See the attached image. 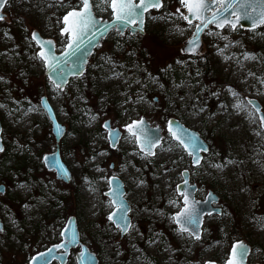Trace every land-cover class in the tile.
Returning <instances> with one entry per match:
<instances>
[{
  "label": "rangeland",
  "instance_id": "rangeland-1",
  "mask_svg": "<svg viewBox=\"0 0 264 264\" xmlns=\"http://www.w3.org/2000/svg\"><path fill=\"white\" fill-rule=\"evenodd\" d=\"M48 2L9 0L3 9L6 17L0 21V105L5 106L0 107L5 148L0 153V184L5 186V192L0 194L4 229L0 232V264H28L35 253L61 240V231L70 216L76 218L80 240L97 255L98 264H204L209 260L223 264L233 243L239 240L251 247L248 263L264 264V133L255 134L258 117L257 124H251L246 112L237 114L232 107L239 99L253 111L247 99L254 98L264 113V86L249 75L252 72L264 79V25L236 31L210 26L202 36L199 54H187L183 47L194 27L176 17L152 18L179 7L178 0H166L163 10L152 9L146 14L143 34L131 35L125 30L121 37L111 30L90 56L85 78H71L64 92L59 93L45 76L42 62L33 59L38 52L31 40L34 30L53 37L59 49L64 47L56 23L64 9L48 8ZM63 2L76 6L80 0ZM92 2L98 5L93 9L98 16L111 18L102 0ZM209 30L229 37L233 46L224 55L217 53L216 46L223 48L228 41L207 35ZM245 52L255 54L257 60H244ZM107 56L117 64L115 71L123 73L120 79L104 78L106 73L112 74L101 59ZM149 73L158 83L149 80ZM137 80L141 83H135ZM229 87L238 97L227 91ZM121 93L131 97L128 104H124ZM43 95L65 128L58 150L73 177L68 183L57 179L55 171L47 170L42 162L45 154L56 149L50 120L40 107ZM194 103L205 111L193 116ZM221 104L227 109H221ZM31 106L39 110L29 112ZM91 116L97 119L91 121ZM140 117L163 128L164 151L156 149L158 157L153 158V163L142 159V154L131 155L137 149L124 139V124ZM171 118L197 131L208 143L203 167L194 168L191 157L170 136L166 127ZM106 120L122 131L115 149L110 147L103 128ZM169 146L173 148L171 152L167 151ZM100 152L107 154L88 163ZM229 159L243 163L228 165L222 172L209 166ZM95 163L106 169L107 176H117L124 183L135 231L121 235L108 221L113 208L107 206L109 198L101 194L109 190V185L99 181L103 174L94 170ZM162 164L170 171L165 172ZM185 169L190 172V181L198 186L196 198L203 200L208 191H213L219 198L216 205L229 213L206 216L202 226L206 231L195 243L181 240L173 230L176 225L166 218L183 206L175 190ZM84 177L97 181L101 194L90 193ZM139 179L145 181V186L136 187ZM21 184L28 187L21 188ZM173 197L178 200L175 206L168 202ZM93 204H97L95 210ZM157 210L165 215H159ZM152 238L156 244L149 243ZM78 251L79 247L72 249L66 264H76L74 255Z\"/></svg>",
  "mask_w": 264,
  "mask_h": 264
},
{
  "label": "snow or ice",
  "instance_id": "snow-or-ice-1",
  "mask_svg": "<svg viewBox=\"0 0 264 264\" xmlns=\"http://www.w3.org/2000/svg\"><path fill=\"white\" fill-rule=\"evenodd\" d=\"M104 5V10H110V15L112 17L111 21H106L103 19H97L94 15L95 5L92 0H80L79 4L76 6L66 5L63 0H49L47 3L48 8H55L57 11L64 9L63 14L57 18V25L59 26V35L62 38L61 43L64 46V50L61 52L60 56L55 54V45L52 40H42L37 32H31V40L35 41L39 47V51L36 52L33 59H37L42 62L49 81L54 85L55 90L59 93H63L65 86L69 84L68 77L72 76L76 79L85 78V65H87V57L90 56L91 50L86 48V42L88 45H91L93 48L99 46L100 40L103 39L107 34L115 29L117 34L121 37L125 35V30L127 29L131 35L143 34L145 31V19L144 14L148 13L151 9H155L158 12L163 10L166 7V0H102ZM179 7L175 9V12H164L160 17H152L153 19H165L176 17L187 22L190 27H194L193 37L194 39L188 40V47L183 49L184 51L199 54L194 52V49H199L200 47V34L204 32L205 29H209L210 26H215L216 29L224 30L230 28L232 31H236L238 25L242 20H249L251 22L252 28H256L259 24H264V0H178ZM9 5V0H0V9H4ZM185 9L186 11H182ZM43 10V9H41ZM5 19L4 15L0 14V21ZM196 21L194 24L193 22ZM27 32L28 29L26 28ZM7 36L8 34L5 33ZM207 35L213 36L224 41L225 43L223 48L217 47V53L219 55H224V52L229 47L233 46L232 42L229 41L228 36L221 35V32H213L209 30ZM27 39V37H26ZM238 43V42H237ZM77 53H81L78 57ZM132 55V53H129ZM75 57L78 59L79 65L73 60L72 63L69 61ZM104 60V64L109 66V71L111 75L105 74V79H120L123 77V73L115 71L117 64L111 56L101 57ZM225 60L230 59L228 56H224ZM244 60H257V57L253 53L245 52L243 54ZM239 62V61H238ZM177 63H183L182 61H177ZM103 67V66H101ZM123 67V65H119ZM168 68H171V65H168ZM162 71H167V69H162ZM250 76H253L258 82L264 86V79L257 77L255 73L249 72ZM149 80L152 83H158L155 77H152L151 74H148ZM3 79V77H0ZM128 86H131L129 81ZM135 83H141L137 80ZM162 88L163 85H160ZM227 91L234 97H238V93L232 88L229 87ZM125 96L124 104H128L131 101V97L127 93H121ZM212 95L219 96V93L213 92ZM139 100L143 99V96H138ZM181 101H184V97L180 98ZM197 101L199 98H196ZM135 103L136 101H132ZM247 105H251L253 111H249L247 106L237 99V102L232 105V107L237 111V114L240 112H246L247 118L251 124H257L258 117V130L255 134L261 136L264 133V113L261 112L260 106L256 104L253 100H247ZM0 107H5L0 105ZM40 107L47 109V102L43 98L41 99ZM193 116H198L205 111L203 106H200L198 103L192 105ZM221 109L226 110L227 105L221 104ZM39 109L36 106L29 107L28 111H38ZM127 112L128 110L125 109ZM67 115V114H65ZM96 116H91L90 120H96ZM168 132L172 139L177 142V146L182 148L189 157H191V163L194 168L203 167L202 160L204 157L200 155L201 152L207 153L209 149L205 147L199 140V137L195 134L188 133L185 129L177 126L173 127L174 121L169 120ZM103 127L107 131V138L109 140L110 146L112 148H117V142L121 139V133L119 129H114L111 127L110 121H105ZM124 130L127 133V136L124 137L126 142L133 143L137 151L131 153V155H140L141 158L145 159L148 163H153V158L158 157V152L164 151L161 141L164 139L159 135L160 128L149 129L146 121L143 117L138 119L131 120L128 123L124 124ZM4 129L0 128V136H2ZM62 132L58 128V133ZM173 148L169 146L167 151L171 152ZM5 148L2 143H0V152H4ZM107 153L100 152L92 156L91 161L88 163L96 162L98 157L105 156ZM183 159V156H181ZM42 162L45 163L46 167L55 168L57 179L62 181H71L72 174L68 168L63 164L59 163L55 155L53 156H44ZM173 164L176 163L175 160L172 161ZM242 164L243 161H234L227 160L223 164H214L209 165L214 167L218 171H223L228 165ZM161 168L165 172L170 171L165 165H161ZM96 172L102 173L100 176V182H106L109 185V190L104 193H99V189L96 187L97 181L90 180L88 177H84V183L87 187V190L92 194H101L109 198L108 207L114 208L115 210L110 212L107 219L111 225H113L121 235L129 234L130 230L135 231V226L132 224L129 219L128 214L132 212V207L128 204L125 199V193L123 191V185L120 183L116 176H107L106 169L100 167L99 163H95ZM123 170V166H122ZM140 172V169L136 170ZM183 177V185L178 184L176 186V194L182 197L183 207L180 211L176 212L174 215L167 216L166 218L170 221L171 224L176 225V228L173 229L176 234L181 238V240L188 243L200 242L202 239V232L206 231L202 229L203 215L198 209L197 205L202 203L196 201L192 194L196 191L194 185L189 184L188 180V170L185 169L184 172L180 174ZM145 186V181L139 179L136 183L137 188ZM21 188H27V185H19ZM2 190V189H0ZM241 191H246V189L241 188ZM208 200L213 203H217L216 198L210 192L208 193ZM169 204L175 206L178 203L176 198H170ZM43 203V201H40ZM103 204V201H101ZM28 205H25V208L28 209ZM97 204L92 205V209L95 210ZM144 211H148L145 209ZM217 216H226L229 215L223 207H219L216 210ZM157 213L161 216H164L165 213L157 210ZM93 214L95 212L93 211ZM207 215L211 216L212 212H208ZM260 222V221H258ZM15 223V221H13ZM71 223V220L69 221ZM22 231V229H20ZM4 229L0 228V232H3ZM67 230L61 232V236H66ZM77 236L76 233H73L71 239L64 241L61 244L54 245L53 248L47 250V254L51 255L55 250L63 249L64 251L60 255L67 256L68 245L76 244ZM149 243L156 244L157 240L155 238L150 239ZM166 251L171 252L170 248H166ZM139 251V249H137ZM249 248L243 242H237L232 245L231 253L228 259L225 261V264H244V259L248 256ZM119 254V253H117ZM44 253L39 254L38 257H33L32 262L38 259L42 261V264H50V261L44 260ZM56 259L55 256L52 257ZM79 264H95V258L92 253L88 252L87 249H82L78 256ZM204 264H215L214 261H205Z\"/></svg>",
  "mask_w": 264,
  "mask_h": 264
},
{
  "label": "water",
  "instance_id": "water-1",
  "mask_svg": "<svg viewBox=\"0 0 264 264\" xmlns=\"http://www.w3.org/2000/svg\"><path fill=\"white\" fill-rule=\"evenodd\" d=\"M136 2H139V0H136ZM0 11H1V9H0ZM186 11V10H185ZM93 12H94V10H93ZM94 15L96 16V18L97 19H101L100 17H98L96 14H95V12H94ZM145 15H146V13L144 14V19H145ZM112 19V18H111ZM111 19H103V20H106V21H111ZM195 23H196V21H194ZM261 25H263V24H259L257 27H259V26H261ZM214 26V25H213ZM215 27V26H214ZM256 27V28H257ZM238 28H240V29H247V30H250V29H253L252 28V26H251V22L249 21V20H247V19H245V20H242L241 22H240V24L238 25ZM127 30V29H126ZM195 30V29H194ZM194 30H193V32H194ZM206 30V29H205ZM205 30H204V32H205ZM35 32H37V31H35ZM193 32H192V34H191V36L186 40V42H185V45H184V47H183V49H186L187 47H188V40H190V39H194V37H193ZM204 32H202L201 34H200V37H199V40H200V47H199V49H194V52H200V50H201V48H202V45H203V43H202V35H203V33ZM38 33V32H37ZM38 35L40 36V38L42 39V40H49L50 38H44V37H42L39 33H38ZM106 37V36H105ZM104 37V38H105ZM50 40H52V39H50ZM102 40V39H101ZM101 40H100V42H101ZM53 41V40H52ZM35 42V41H34ZM54 42V41H53ZM36 43V42H35ZM100 44V43H99ZM37 45V44H36ZM54 45H55V43H54ZM86 48H88V49H90L91 50V53H93V51H94V49L96 48H93L91 45H88L87 44V42H86ZM64 50V49H63ZM63 50H61V51H58V52H56V48H55V54L57 55V56H60V54H61V52L63 51ZM183 52L184 53H187V54H193V53H190V52H187V51H184L183 50ZM81 55V53H77V56L79 57ZM91 56V55H90ZM90 56H88L87 57V60L89 61V57ZM73 60H75V63L77 64V65H79V60L78 59H76L75 57H73L69 62L70 63H72L73 62ZM85 67H86V65H85ZM45 75H46V77H47V79H48V76H47V74H46V70H45ZM70 78H73L72 76H69L68 77V80H70ZM49 80V79H48ZM44 99V100H46V102H47V109L48 110H45L44 108V110H45V112L47 113V115H48V118H49V120H50V122H51V126H52V134L54 135V138H55V142H56V150L54 151V152H52V153H50V154H45L44 156H53V155H55V157H56V159L59 161V163H61V164H63L65 167H66V165L63 163V161H62V159H61V157H60V153H59V150H58V142H59V140H60V138L63 136V134H64V132H65V128H64V126H62L58 121H57V119H56V117H55V114H54V111H53V109H52V107H51V105H50V103H49V101L47 100V98H46V96H42L41 97V99ZM41 99H40V104H41ZM247 100H253L256 104H258L259 106H260V109H261V104H260V102H258V100H256V99H254V98H250V99H247ZM261 112L263 113V111L261 110ZM144 118V120L146 121V123H147V126H148V128L149 129H155V128H157V127H159L160 128V132H159V135L161 136V137H163V135H162V130H163V128L161 127V126H159V125H157V126H152L151 124H150V122H148L147 121V119L145 118V117H143ZM169 120H172V121H174V125H173V127L174 128H176L177 126H179V127H181V128H183V129H185L188 133H192V134H195L196 136H198L199 137V140H200V142L205 146V147H207L208 149H209V145H208V143L199 135V133L197 132V131H195V130H192V129H190L189 127H187L185 124H183L180 120H178V119H176V118H171V119H169ZM168 120V121H169ZM107 121H110V120H107ZM111 123V122H110ZM104 125V124H103ZM112 127V126H111ZM0 128H2V126H1V122H0ZM58 128L59 129H61L62 130V132H59L58 133ZM104 128V127H103ZM112 128H114V129H118L117 127H112ZM167 131H168V124H167ZM105 129V128H104ZM106 130V129H105ZM120 131V130H119ZM120 133H121V131H120ZM0 143H2L3 144V138H2V136H0ZM118 143V142H117ZM110 144V143H109ZM3 146H4V144H3ZM111 147V146H110ZM112 148V147H111ZM1 153V152H0ZM203 153L204 152H201L200 153V155L203 157ZM43 156V157H44ZM45 164V163H44ZM47 168V170H53V171H55V173H56V170H55V168H49V167H46ZM67 168V167H66ZM185 170H182V172H184ZM56 178H57V174H56ZM118 178V177H117ZM118 180L120 181V183L123 185V191H124V193H125V189H124V184H123V182H122V180L120 179V178H118ZM188 180H189V184L190 185H194L195 186V189H196V191H194L193 192V194H192V196H193V198L196 200V201H200V202H202V203H199L198 205H197V207H198V209L200 210V212H201V214L203 215V223H204V218H205V216L207 215V213L208 212H212V214H216V209L217 208H219L218 206H216V204L218 203V200H219V198H218V196L213 192V191H208V193H212L213 195H214V197L216 198V201H217V203H213V202H211L210 200H208V193H207V195L205 196V198L203 199V200H201V199H198V198H196V192H197V190H198V186H197V184L196 183H192L191 181H190V172L188 171ZM65 183H68L69 181H64ZM178 184H180L181 186L183 185V177H182V181L181 182H179ZM177 184V185H178ZM0 189H2V190H0V194H3L4 192H5V186L4 185H2V184H0ZM108 191V190H107ZM106 191V192H107ZM126 199V198H125ZM183 199V198H182ZM128 202V201H127ZM129 204V203H128ZM183 207V206H182ZM181 207V208H182ZM180 208V209H181ZM115 209L113 208V210L112 211H114ZM180 211V210H179ZM175 214V213H174ZM128 216H129V214H128ZM209 216V215H208ZM129 219L131 220V218H130V216H129ZM71 220V223H69V221ZM203 223H202V226H203ZM2 227V223H1V221H0V228ZM67 230V234H66V236H61V240H60V242H58V243H55V244H52L51 246H49L48 248H46L45 250H42V251H40V252H38V253H36V254H34L31 258H30V260H29V262H28V264H33V262H32V258L33 257H38L39 256V254H41V253H44L45 254V256L43 257V259L44 260H48V261H50V264H52L53 262H57L58 264H66V262H67V260H68V257H69V255H70V253H71V251H72V249H75L76 247H79V251L78 252H76L75 253V261H76V264H79V260H78V256H79V253H80V251L82 250V249H87V251L88 252H90V253H92L93 254V256H94V258H95V264H98V258H97V255L93 252V251H91L89 248H88V246L87 245H85L84 243H82L81 242V240H80V236H79V230H78V227H77V223H76V218L74 217V216H70L68 219H67V221H66V224H65V226H64V228L62 229V231H64V230ZM61 231V232H62ZM73 233H76V236H77V243L76 244H69L68 245V255L67 256H61L60 255V253H62L64 250L63 249H59V250H55L54 249V251H53V253L51 254V255H48L47 254V250L49 249V248H53V246L54 245H57V244H61V243H63L64 241H66V240H68V239H71V237H72V235H73ZM237 242H243L248 248H249V253H250V246L244 241V240H239V241H236V242H234V243H237ZM233 243V244H234ZM232 248V247H231ZM230 253H231V249H230ZM230 253H229V255H230ZM249 253H248V256H249ZM53 256H55L56 257V259H53L52 257ZM248 256L244 259V264H249L248 263ZM34 264H42V261L40 260V259H38V260H36L35 262H34ZM215 264H218V263H216L215 262ZM223 264H225V262L223 263ZM254 264H257V263H254Z\"/></svg>",
  "mask_w": 264,
  "mask_h": 264
},
{
  "label": "flooded vegetation",
  "instance_id": "flooded-vegetation-1",
  "mask_svg": "<svg viewBox=\"0 0 264 264\" xmlns=\"http://www.w3.org/2000/svg\"><path fill=\"white\" fill-rule=\"evenodd\" d=\"M0 14H2V15H4V17H6V15L4 14V12H3V9H1V11H0ZM96 14V13H95ZM97 15V14H96ZM98 16V15H97ZM98 17H100V16H98ZM101 18V17H100ZM145 23H146V18H145ZM144 27H145V25H144ZM212 27H214V26H212ZM34 31H37V30H34ZM42 37H44V38H50V39H52L53 41H54V43H55V48H56V52H58L60 49H59V47H58V43H57V41L53 38V37H47V36H45L44 34H42V33H40L39 31H37ZM202 43H203V41H202ZM36 44V43H35ZM37 46V45H36ZM38 47V46H37ZM38 51H39V47H38ZM201 51V50H200ZM87 66V65H86ZM86 68V67H85ZM86 70V69H85ZM44 73H45V71H44ZM46 76V75H45ZM1 122V121H0ZM112 125V124H111ZM119 129V128H118ZM121 133H122V131H121Z\"/></svg>",
  "mask_w": 264,
  "mask_h": 264
}]
</instances>
